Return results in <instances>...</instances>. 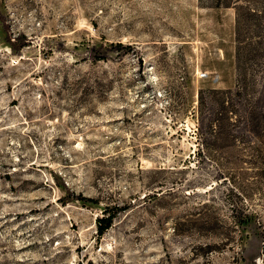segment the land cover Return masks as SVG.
<instances>
[{
    "label": "rangeland",
    "instance_id": "rangeland-1",
    "mask_svg": "<svg viewBox=\"0 0 264 264\" xmlns=\"http://www.w3.org/2000/svg\"><path fill=\"white\" fill-rule=\"evenodd\" d=\"M215 3L0 0V264H264V63L201 120L238 78Z\"/></svg>",
    "mask_w": 264,
    "mask_h": 264
},
{
    "label": "trees",
    "instance_id": "trees-1",
    "mask_svg": "<svg viewBox=\"0 0 264 264\" xmlns=\"http://www.w3.org/2000/svg\"><path fill=\"white\" fill-rule=\"evenodd\" d=\"M216 7H235L236 9V59H237V84L236 89H207L201 90L199 94V112L201 120L208 106H219L218 124L225 126L226 121H230L229 112L231 105H234V96L244 97L250 94L249 91L255 86L254 73L252 71L262 68L264 63V0H215ZM5 42L16 53L28 45L25 35H19L15 38L10 35L5 36ZM115 45H99L92 48L96 59H105L107 51ZM116 48L129 49L130 46H124L119 43ZM211 108V107H210ZM200 120V121H201ZM213 119L211 129L213 131ZM213 134V132H212ZM65 200H82L93 202V198L83 195H75L68 192ZM115 217L114 212H108L106 216L98 218L97 230L99 236L112 226Z\"/></svg>",
    "mask_w": 264,
    "mask_h": 264
},
{
    "label": "built area",
    "instance_id": "built-area-1",
    "mask_svg": "<svg viewBox=\"0 0 264 264\" xmlns=\"http://www.w3.org/2000/svg\"><path fill=\"white\" fill-rule=\"evenodd\" d=\"M201 75H202V76H205V75H206V73H201Z\"/></svg>",
    "mask_w": 264,
    "mask_h": 264
}]
</instances>
